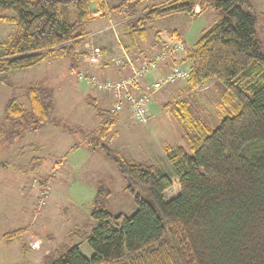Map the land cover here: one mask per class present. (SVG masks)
Instances as JSON below:
<instances>
[{
	"label": "trees",
	"instance_id": "obj_1",
	"mask_svg": "<svg viewBox=\"0 0 264 264\" xmlns=\"http://www.w3.org/2000/svg\"><path fill=\"white\" fill-rule=\"evenodd\" d=\"M143 1L119 0L108 6L105 0H0V23L14 28L0 42V83L7 87L10 72L35 67L50 56L67 60L74 73L85 56L80 49L86 28L99 17L115 14L124 20L129 44L123 46L118 37L116 43L129 52L160 19L207 10L224 13L192 48L169 58L171 66L189 62L185 81L191 90L218 81L228 107L222 109L220 123L209 128L186 104L174 106L188 147L165 145L163 151L175 168L178 193L167 200L172 184L164 172L149 162L127 159L104 143L118 114L87 96L86 105L103 121L84 144L115 168L136 210L131 216L112 214L111 192L97 182L88 219L68 233L87 244L90 257L75 244L49 251L48 264H264V55L255 38L259 16L249 0H169L138 11ZM171 35L181 42L176 32ZM23 94L28 108L13 98L5 104L0 140L11 144L51 124L71 134L53 117V93L42 82L27 86ZM40 161L33 156L27 167ZM139 186L148 189L149 202L136 191ZM20 233L3 234L0 243L10 246Z\"/></svg>",
	"mask_w": 264,
	"mask_h": 264
},
{
	"label": "rangeland",
	"instance_id": "obj_2",
	"mask_svg": "<svg viewBox=\"0 0 264 264\" xmlns=\"http://www.w3.org/2000/svg\"><path fill=\"white\" fill-rule=\"evenodd\" d=\"M168 1L145 0L138 11L147 7H159ZM249 1L259 16L255 38L260 53L264 55V0ZM105 2L108 6H114L119 0ZM112 16L120 17L115 14ZM222 17V10H207L200 15L182 13L165 17L150 26L146 40L141 46L150 43L155 35H162L158 41L157 53L155 51L151 56L154 57L162 50L163 42L168 37L166 35L176 31L183 37L184 47L192 48L200 35ZM109 19L108 16L97 18L87 26L86 32L107 26ZM13 32V26L0 23V42L6 41ZM104 37H110V40L115 42L110 31L95 35V40L100 41ZM85 39L92 40L88 36ZM84 45L85 41L81 52L89 51L86 57L80 60L81 64L76 67L74 73L69 71L67 60L50 56L35 67L10 72V87L0 83V124L4 123L6 102L13 98L21 106L28 108L23 90L29 85L42 82L53 93V117L71 131V134H68L51 124L38 132L27 134L23 140L16 139L11 144L0 140V236L22 230L10 246L0 243V264H48L49 251L75 244L83 256L90 257L91 251L87 244L69 238L68 233L88 219L97 182L104 183L111 192L108 203L112 214L131 216L136 210L131 196L124 192L125 182L115 168L99 152L90 150L84 144L87 134L95 131L103 121L102 117L97 116L91 107L86 105L84 99L92 96L96 98L98 105L110 109L117 101L116 96L122 94L113 90H91L86 83L77 79L82 73L84 76H94L101 82L107 81L110 85L122 84L133 76V67L126 61L129 55L123 53L117 43L116 46L120 50L118 55L112 53L105 56L99 50V58L95 63L90 61L92 56L89 53L96 48ZM150 49L151 47L144 52L148 57L152 51ZM130 54L132 56L129 59L137 71L144 62H137L133 54ZM84 62L96 68H104L107 65L119 69L126 68L129 72L121 79L112 80L107 76L109 79L103 80L104 76L98 74L97 69L93 73L86 72L83 69ZM177 67L187 74L189 62H178ZM168 70L169 68L161 76ZM138 78H135L138 79V87L130 89L135 97L143 95L144 87L154 83L142 86L140 81L146 78V75ZM253 82L251 80V83ZM224 97L225 89L216 80H211L196 90L189 89L185 79L161 85L150 91L149 116L145 121H137L132 116L128 102L121 103L122 109L117 113V122L108 132L104 143L127 159L149 162L164 172L172 184L165 192V198L168 200L174 197L179 189L175 168L167 160L163 149L165 145L188 147L183 136L186 131L176 115L174 106L178 103L186 104L205 126L214 128L220 123L223 110L228 109L222 103ZM231 104L235 102L232 101ZM74 145L76 146L70 150ZM33 156L41 161L35 167L29 168L27 164ZM135 189L142 199L150 201L146 187L139 186ZM35 240H38L37 248L32 247Z\"/></svg>",
	"mask_w": 264,
	"mask_h": 264
},
{
	"label": "built area",
	"instance_id": "obj_3",
	"mask_svg": "<svg viewBox=\"0 0 264 264\" xmlns=\"http://www.w3.org/2000/svg\"><path fill=\"white\" fill-rule=\"evenodd\" d=\"M162 47L163 48L159 54L154 56L150 62L142 64L137 71L134 70L133 63L128 57L126 61L130 67H133V76H131L128 81L122 82V84L118 83L110 85L107 81L101 82L98 80V78L96 79L94 76H84L82 73L77 76V79L80 82L86 83V85L91 90L99 92H103L105 90L121 92L122 96L116 94L117 101L110 108L111 113L120 112L122 109L121 103L128 102V107L130 108L132 116H134L137 121H145L149 116L148 106L151 101L150 91L153 89H157V87L161 85L169 84L179 79H185L187 76V74L177 66H170L168 72L161 76L157 82L152 83L151 86L144 87L143 91L145 90V93L143 95H138L139 97H135L131 94L130 89L138 87L136 81L139 79L138 77L141 78L145 75H149L153 71H157L159 68L158 66L161 63H164L165 61L169 60L171 55L182 54L185 50L184 44L171 36L166 37V40H164ZM121 50L124 53L123 48H121ZM99 52L100 51L98 49L90 50L89 55L91 54L92 57L89 58L92 63L98 61ZM136 77L138 79L135 80ZM35 246L36 243L34 242L32 244V247Z\"/></svg>",
	"mask_w": 264,
	"mask_h": 264
},
{
	"label": "crops",
	"instance_id": "obj_4",
	"mask_svg": "<svg viewBox=\"0 0 264 264\" xmlns=\"http://www.w3.org/2000/svg\"><path fill=\"white\" fill-rule=\"evenodd\" d=\"M195 12H198V7H195ZM108 17L110 18L109 19V24L107 26H102L101 29H98V30H91L87 32V36L88 37H91L92 40H87L85 39V45H88V46H91L92 48H96L98 50L101 51V53L105 56H108V55H111L112 53H117L118 55V51L119 48L116 46V39L117 37L120 39L121 43L123 46H128L129 42L127 41V39L125 38V28H124V20H122L121 17L117 18L115 16H112V15H108ZM94 31V32H93ZM111 32V37L113 38V40H115V42H112L110 40V37H104L102 40H95V35L97 34H102L103 32ZM173 32H176V31H173ZM172 32H170L169 34H167L166 36H172L171 35ZM95 34V35H93ZM177 36L178 38L181 40V42L183 43V37L181 36V34L177 33ZM164 36V37H166ZM160 37H162V35L160 34H157L153 37L152 40H150V43L148 42L146 46H141L145 40L141 41L138 45V48H134V49H129L130 51L128 52L126 49H125V52L130 56H132L130 54V52L133 54L134 56V59L137 61V62H146L148 61L150 58H152L151 56L153 55V53L156 51H158L159 49V45H158V41L160 39ZM146 38V37H145ZM89 41V42H87ZM97 42V43H95ZM97 44V46H96ZM184 44V43H183ZM151 47L152 51L151 53L149 54L150 57H148L144 52L147 48ZM150 49V50H151ZM134 50V51H133ZM89 50H82V52H84L85 56L83 57V59L86 57V53L88 52ZM145 54V55H144ZM141 57V58H139ZM183 56H179L177 57L178 60H180ZM171 61H168L164 64H162L157 71H153L151 72L148 76H146V78H143L141 81H140V84L142 86L144 85H147V84H150L152 82H155L163 73L166 69H168L170 66H171ZM111 66H108L107 67H93V66H90L88 64H86L84 62L83 64V69L88 72V73H93L94 70H99V71H96L98 74L104 76L102 77L103 80L105 79H109V77L107 76H110L112 80H117V79H121L125 76H127L128 74V69L126 68H123V69H119V68H114L113 66L110 68ZM105 75H104V74ZM95 74V73H94ZM151 105V104H150ZM72 150V148L70 149ZM96 152V151H94ZM36 244V248L38 247V240H35L34 241Z\"/></svg>",
	"mask_w": 264,
	"mask_h": 264
}]
</instances>
